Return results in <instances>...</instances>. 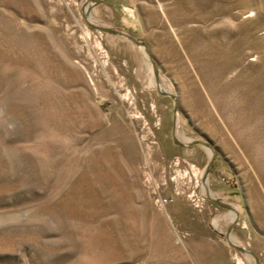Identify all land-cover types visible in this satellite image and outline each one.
I'll use <instances>...</instances> for the list:
<instances>
[{
  "label": "rangeland",
  "instance_id": "obj_1",
  "mask_svg": "<svg viewBox=\"0 0 264 264\" xmlns=\"http://www.w3.org/2000/svg\"><path fill=\"white\" fill-rule=\"evenodd\" d=\"M0 264H264V0H0Z\"/></svg>",
  "mask_w": 264,
  "mask_h": 264
}]
</instances>
